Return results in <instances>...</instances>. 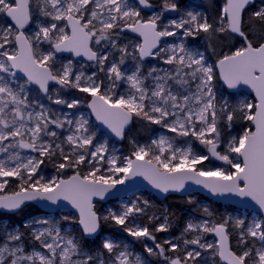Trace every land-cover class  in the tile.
<instances>
[{
  "label": "snow or ice",
  "instance_id": "obj_1",
  "mask_svg": "<svg viewBox=\"0 0 264 264\" xmlns=\"http://www.w3.org/2000/svg\"><path fill=\"white\" fill-rule=\"evenodd\" d=\"M254 3L225 0L210 20L178 0H0V211L70 205L78 217L63 220L80 226L64 231L47 216L2 225L0 264H149L123 240L86 246L109 223L164 264H264V42L244 28L246 13L264 24V3L247 11ZM168 13L179 15L166 20ZM197 38L207 42L204 51L191 45ZM222 38L240 43L213 48L209 62L208 48ZM217 82L230 95L249 88L254 102L231 103ZM82 105L90 112L77 111ZM92 116L128 139L129 155L98 140ZM139 121L173 135L140 143L127 135ZM237 122L241 130L232 134ZM210 158L228 167H205ZM48 165L56 175H44ZM137 177L163 194L186 192L191 182L216 197L242 198L252 218H214L204 207L205 218L189 219L181 237L158 240L172 221L167 211L162 219L148 215L147 199L97 209V199Z\"/></svg>",
  "mask_w": 264,
  "mask_h": 264
},
{
  "label": "rangeland",
  "instance_id": "obj_2",
  "mask_svg": "<svg viewBox=\"0 0 264 264\" xmlns=\"http://www.w3.org/2000/svg\"><path fill=\"white\" fill-rule=\"evenodd\" d=\"M198 0H187V6L185 5V8L183 9H187V10H191V11H198V12H201L202 14H205L203 9L200 7V5H197L196 2ZM154 3H159L160 0H153ZM264 3V2H260L258 5V7L261 6V4ZM194 9V10H193ZM158 10V9H157ZM142 14L144 15H150L149 13H145L143 12ZM179 15V13H168L166 14L165 16V19H171V18H177ZM171 39V38H169ZM191 45L193 47H196V48H199L201 51H204L205 50V47H206V44L207 42L203 39V38H197L196 40H191L190 41ZM211 49L208 48V55L210 56V61L209 62H213V60L211 59ZM152 64H157L158 62L157 61H151ZM161 67H163V65H160ZM217 88L219 89V92L224 95L225 97H227L229 99V101L231 103H238L240 102L241 100H248V101H252L254 102V99L245 94V93H240V94H236L234 95V99L232 98L233 95H230L224 88L223 86L220 84V85H217ZM66 96H68L69 98H83L84 94H80V93H76V92H68V93H65ZM233 103V104H234ZM63 110H66V111H74V110H67V109H63ZM77 111L79 112H82V113H89L90 110L82 105ZM91 121L93 124L97 125L95 122H94V119H93V116L91 117ZM136 123V122H135ZM99 128V127H98ZM240 130L238 131H235L234 128H232V134H238ZM160 134H167V135H173L172 133H167V131L165 129H161L159 128L158 132L152 137V138H155L156 136L160 135ZM104 139H107L108 140V143H109V147L110 149L112 150H115L116 153L118 155H129L128 153H126L124 151V148L123 146L121 145L122 143H118L116 142L115 140H113L109 135L103 133L100 129L98 131V140H104ZM126 140V139H125ZM124 140V141H125ZM178 144H183V140L182 139H177L176 141ZM140 143H147V142H140ZM193 148L196 150V151H200V152H204V148L202 145H199L198 142H193ZM204 166L205 167H208V168H217V167H228V166H223V165H220L218 164L213 158H210L208 161H205L204 162ZM44 175L46 177H51L53 175H56L55 172H50L49 171V168L46 167L44 169ZM137 197L141 198V199H147L149 202H150V207L148 208V215H152V214H155L157 216H161V219H162V215L165 213V211L167 210V206H166V201H160L158 200L157 198H155L152 194L150 193H146V192H137L133 195H130L126 198H123V199H120L118 201H114L112 203H109V204H102V212H105L108 210V209H113V210H118L123 204L125 203H131L133 201H135L137 199ZM187 199H192V202H195L196 205H197V214L193 215L191 218H195V219H202V218H205L202 216V209L204 207H207L209 209V211H211L213 213V216L214 218H220V217H226V216H240V217H246L247 219H251L252 218V215L253 213H249V212H244V211H241V212H235V211H228V210H223L222 211V214L220 216L217 215V212L220 211V209H218L217 207L215 208V204L214 202H211L210 200L200 196V195H192V196H189V197H186ZM217 205V204H216ZM161 207L164 208V211H161ZM223 208L227 209L228 207H224ZM65 215H69V216H72V217H78L77 215H74L72 213H69V212H58L56 214H45L44 215H41V216H47L49 218H51L52 222L53 223H56L62 230L64 231H71L73 233H79L80 231V226L78 225V223H69V222H66L63 220V216ZM190 218V219H191ZM138 222H141V223H146L147 222V217H143L141 218ZM7 224L9 227H12L10 226V224L8 222H5L3 225ZM120 231H119V234H110L108 232H104L102 233V235L97 239L95 240L94 242L91 241L89 243V241L87 242L86 241V246L89 247V248H96L100 245V241L104 238H113V239H117V240H123L127 243H129L132 248H134V250L138 253H142L149 261V264H164V260L162 257L158 258V257H149L147 255L146 252H144V245L142 242L138 241V240H134L132 237H129L127 236L126 233H124V231L122 230V228H120L119 226H117ZM163 234V236H162ZM181 234L182 232L177 236V237H173L171 236L170 234L168 235L167 233H157V237H158V240H163V239H168V238H179L181 237ZM209 240L212 239V237H208ZM88 243L90 245H88ZM150 246L152 244L151 241H148L147 242Z\"/></svg>",
  "mask_w": 264,
  "mask_h": 264
},
{
  "label": "trees",
  "instance_id": "obj_3",
  "mask_svg": "<svg viewBox=\"0 0 264 264\" xmlns=\"http://www.w3.org/2000/svg\"><path fill=\"white\" fill-rule=\"evenodd\" d=\"M203 6H200L205 15L209 17L210 20H212L214 17H216L220 10L222 9L225 0H200ZM181 9L185 8V5L187 4V0H178ZM258 5H254L251 8H249L247 11L252 12L258 10ZM244 28L246 31L249 32V38L253 40L254 43L264 42V24H261L259 21H247V13H246V23L244 24ZM240 43L239 40H225L221 39L220 41H214L212 48H215L216 52L228 51L233 46H238ZM212 53V51H211ZM215 55L211 54V59L215 60ZM217 85H220V82H217ZM233 95V99H234ZM234 103V101H233ZM235 104V103H234ZM243 122H237L233 125V128L235 131L241 130ZM159 128L156 126L151 127H145L144 122L139 121L136 122L133 126V128L130 130V132L127 134L129 137L136 139L139 142H149L150 139L158 132ZM124 148V151L128 154H130L131 151V145L126 139L122 144ZM49 168L50 172H55V168H53L51 165L47 166ZM192 200V199H191ZM166 206H167V213L170 214V220L172 221V228L170 232H167V234L177 237L182 231L186 224V222L195 214L197 213V205L195 202H189V199L182 198L178 196H170L166 200ZM97 209L102 212V206L101 204L96 205ZM220 209L219 212H217V215L220 216L222 214L223 210L228 211H235L234 208L228 207L227 209L223 208V206L219 204H215V208ZM161 211H164V208L161 207ZM44 215L43 212L35 205L29 204L27 207L23 208L19 213L14 214H6L0 212V226H2L5 222H8L10 226H22L25 221H28L32 219L35 216H41ZM103 231L112 233V234H119L120 229L114 225V224H104L103 225ZM163 236V234H162ZM159 237V235H158ZM157 237V238H158ZM88 242V241H87ZM90 243V242H89ZM88 243V245H90Z\"/></svg>",
  "mask_w": 264,
  "mask_h": 264
},
{
  "label": "water",
  "instance_id": "obj_4",
  "mask_svg": "<svg viewBox=\"0 0 264 264\" xmlns=\"http://www.w3.org/2000/svg\"><path fill=\"white\" fill-rule=\"evenodd\" d=\"M264 0H255V3L253 5H255L256 3H260V2H263ZM251 5L250 8L253 6ZM144 12H147L149 14H151V12L149 10H144ZM65 57H68L70 54H63ZM222 86L224 87V89L230 94L233 92V90H229V89H226V87L223 85V83L221 82ZM240 93H245L251 97L254 98V93L247 87H241L235 94H240ZM93 119L95 121V117L93 116ZM95 123L97 124V126L99 127V129L109 135L113 140H115L116 142L118 143H123L124 140H119L118 138L112 136L108 131L107 129L102 126V125H99V122L98 121H95ZM134 126V123L130 126L131 129L133 128ZM128 134V133H127ZM214 160L220 164V165H223V166H227L225 165L222 161H219V160H216L214 158ZM137 192H146V193H150L152 194L155 198H157L158 200L160 201H166L168 197L170 196H178V197H182V198H186V197H189V196H192V195H200L216 204H220L222 206H229V207H233L237 210H242V211H246V212H249V213H253L252 210H249L247 208H245V203L244 201L242 200V198H239V197H235V196H227V197H216V196H213L211 195L206 189H203L201 186H197V185H194L192 184L191 182H189L188 184V191L186 192H172V193H169V194H163L155 189H153L148 183L147 181H144L142 178H139L137 177L136 178V182L135 184H133L132 182H129L128 185L126 186H118L117 187V190L114 191V193H110L105 200L103 201H100V200H96V205L97 204H109L111 202H114V201H118L120 199H123V198H126L130 195H133ZM33 205L37 206L43 213L45 214H56L58 212H69V213H72L74 215H77L78 216V213L77 211L72 208L70 205H66V206H63V207H60V208H56L55 206L51 207V208H43V207H40L39 205L35 204V203H32ZM62 204H64V202H62ZM2 213H6V212H3V211H0ZM6 214H14V213H6ZM103 233V225H102V229H101V233L99 234V237L102 235ZM99 237L95 238V240H97ZM94 240V241H95ZM89 241H92L91 239Z\"/></svg>",
  "mask_w": 264,
  "mask_h": 264
},
{
  "label": "flooded vegetation",
  "instance_id": "obj_5",
  "mask_svg": "<svg viewBox=\"0 0 264 264\" xmlns=\"http://www.w3.org/2000/svg\"><path fill=\"white\" fill-rule=\"evenodd\" d=\"M196 4H197V5H200V6H203V4L201 3L200 0H198V1L196 2Z\"/></svg>",
  "mask_w": 264,
  "mask_h": 264
},
{
  "label": "bare ground",
  "instance_id": "obj_6",
  "mask_svg": "<svg viewBox=\"0 0 264 264\" xmlns=\"http://www.w3.org/2000/svg\"><path fill=\"white\" fill-rule=\"evenodd\" d=\"M264 2V1H263ZM257 4H259V3H256L255 5H257ZM187 6V5H186ZM194 10V9H193ZM95 122V121H94ZM102 205V204H101Z\"/></svg>",
  "mask_w": 264,
  "mask_h": 264
}]
</instances>
